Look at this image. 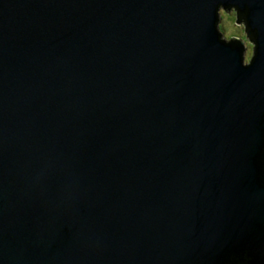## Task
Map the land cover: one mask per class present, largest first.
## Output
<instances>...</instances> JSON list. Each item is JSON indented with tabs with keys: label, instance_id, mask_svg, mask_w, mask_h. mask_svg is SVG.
Masks as SVG:
<instances>
[{
	"label": "water",
	"instance_id": "obj_1",
	"mask_svg": "<svg viewBox=\"0 0 264 264\" xmlns=\"http://www.w3.org/2000/svg\"><path fill=\"white\" fill-rule=\"evenodd\" d=\"M219 2L0 0V264H264V0L250 68Z\"/></svg>",
	"mask_w": 264,
	"mask_h": 264
},
{
	"label": "clouds",
	"instance_id": "obj_2",
	"mask_svg": "<svg viewBox=\"0 0 264 264\" xmlns=\"http://www.w3.org/2000/svg\"><path fill=\"white\" fill-rule=\"evenodd\" d=\"M249 10H241L237 2H231L225 6L223 0L218 3L216 11L217 20L215 30L218 33V41L233 49H240L239 55L244 68H250L258 56V33L253 29L248 20ZM264 168V161L261 162ZM264 183V176L261 177ZM264 230V225H261ZM253 257L247 250L242 253H233L226 257L225 264H250Z\"/></svg>",
	"mask_w": 264,
	"mask_h": 264
}]
</instances>
